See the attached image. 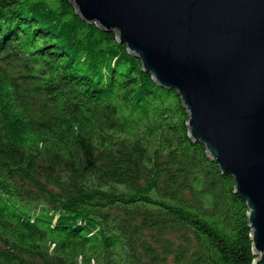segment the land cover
<instances>
[{"label":"trees","instance_id":"obj_1","mask_svg":"<svg viewBox=\"0 0 264 264\" xmlns=\"http://www.w3.org/2000/svg\"><path fill=\"white\" fill-rule=\"evenodd\" d=\"M188 121L70 0H0V264H253L247 203Z\"/></svg>","mask_w":264,"mask_h":264},{"label":"water","instance_id":"obj_2","mask_svg":"<svg viewBox=\"0 0 264 264\" xmlns=\"http://www.w3.org/2000/svg\"><path fill=\"white\" fill-rule=\"evenodd\" d=\"M70 1L177 92L190 138L234 177L249 209L253 264H264V0Z\"/></svg>","mask_w":264,"mask_h":264}]
</instances>
